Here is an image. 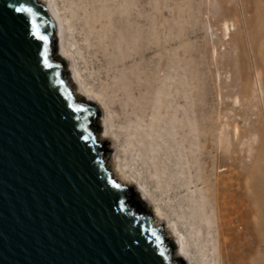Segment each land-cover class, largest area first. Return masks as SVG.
<instances>
[{
    "label": "rangeland",
    "instance_id": "obj_1",
    "mask_svg": "<svg viewBox=\"0 0 264 264\" xmlns=\"http://www.w3.org/2000/svg\"><path fill=\"white\" fill-rule=\"evenodd\" d=\"M97 10L106 18L93 34L67 23L64 61L112 99L108 163L149 184L198 264H264V0H94ZM157 89L176 128L154 126L149 144L150 116L133 134L129 104L139 115ZM202 201L199 227L191 210Z\"/></svg>",
    "mask_w": 264,
    "mask_h": 264
},
{
    "label": "water",
    "instance_id": "obj_2",
    "mask_svg": "<svg viewBox=\"0 0 264 264\" xmlns=\"http://www.w3.org/2000/svg\"><path fill=\"white\" fill-rule=\"evenodd\" d=\"M62 46L41 0H0V264H187L115 178L104 112L79 98Z\"/></svg>",
    "mask_w": 264,
    "mask_h": 264
},
{
    "label": "bare ground",
    "instance_id": "obj_3",
    "mask_svg": "<svg viewBox=\"0 0 264 264\" xmlns=\"http://www.w3.org/2000/svg\"><path fill=\"white\" fill-rule=\"evenodd\" d=\"M43 5L50 11L55 21L58 23L60 28V33L63 39V46L60 50V57L61 59L65 60L67 63L72 61V53L71 49L68 48L66 44V31H67V23H69V20H75V21H82L83 22V28L88 33H94V29L96 27V24L99 25V27H103L104 23L103 20L106 18L105 15L101 14L100 10H97L96 13H94V0H60V2L63 4V7H61L60 2L58 0H41ZM70 13V16H67L66 13ZM95 14V16H94ZM95 26V27H94ZM224 31L226 35L230 34V28L228 26H224ZM87 33V35H88ZM92 34H90L92 36ZM135 36L137 37L138 32H134ZM90 37V36H89ZM73 69L72 76H70L71 82L73 79V83L75 84V88L79 94V98H83V100L95 103L100 108H102L104 114L103 117L100 119V127L102 129L101 138L103 141L107 140H113V136H116V132L114 131L115 128V122H114V111L112 110L111 106H113L112 99H109L108 96L104 95L103 93H96L92 88H89L88 85L84 84V82L78 81L80 79V73L79 71L73 67L70 68ZM69 72H71L69 70ZM138 104V102H137ZM136 105V104H134ZM134 105L129 104V107L131 106L130 110L132 112L129 113V115H133V118L135 120L132 122L133 127L132 129L133 134L138 133L139 129L142 128L141 121H146L145 117L148 115L150 116V121L147 124V130H144L143 128V135L144 139L148 141L149 144H152L154 140V126L158 127L156 131H159V133L166 132L169 130H173L174 124L173 119L165 120L166 117V111L168 107L171 105V101L168 102L167 106L163 104V99L161 97V89H157V91L154 93L153 96L147 98L146 103L141 105L140 116L138 114H135V108H133ZM127 105L125 104V107L122 106L124 110H126ZM128 115V116H129ZM131 120L129 121V124ZM128 123V122H127ZM160 123H167V125H160ZM126 129H130V125L126 127ZM140 129V130H142ZM197 131L196 128L189 129V132L194 133ZM130 132V131H129ZM132 134V133H130ZM139 134V133H138ZM161 137V135L159 136ZM150 140V141H149ZM118 141V140H117ZM159 144H157L158 146ZM156 146V147H157ZM155 149H151L153 152ZM157 150V149H156ZM117 159V158H116ZM122 161V160H121ZM121 161L117 160L112 165H110V169L114 172L115 178L121 182V183H128L129 185H135L138 189V192L143 193L145 197L147 198L148 202L153 205V208L156 211V218L154 219V222H156V226H160V221L165 222V231L169 233L170 239L175 240L177 244L179 245L176 255L178 257L184 258L187 264H198L196 257H194L193 251L190 249L189 240L187 236V232H184L181 227L178 225V223L170 218L168 215L164 213V210L161 206L160 199L156 198V195L154 194V191L150 188L149 184H147L144 179H141L139 176H127L124 172ZM158 174L155 173V176ZM197 208H194L191 210V215L196 219V224L200 227V225H206L207 224V217L205 210V204L204 201H202ZM160 223V224H159ZM200 231V230H199Z\"/></svg>",
    "mask_w": 264,
    "mask_h": 264
},
{
    "label": "snow or ice",
    "instance_id": "obj_4",
    "mask_svg": "<svg viewBox=\"0 0 264 264\" xmlns=\"http://www.w3.org/2000/svg\"><path fill=\"white\" fill-rule=\"evenodd\" d=\"M16 12H19V13H27L29 16H32V12L29 8H26V7H18L15 9ZM32 33L33 35L37 38V39H40V40H44L45 38L42 37L38 31V28L36 26V24L33 22L32 23ZM77 111H80V109H77Z\"/></svg>",
    "mask_w": 264,
    "mask_h": 264
},
{
    "label": "trees",
    "instance_id": "obj_5",
    "mask_svg": "<svg viewBox=\"0 0 264 264\" xmlns=\"http://www.w3.org/2000/svg\"><path fill=\"white\" fill-rule=\"evenodd\" d=\"M135 204L139 207V209H141L142 211H144V205L141 201L135 200Z\"/></svg>",
    "mask_w": 264,
    "mask_h": 264
}]
</instances>
